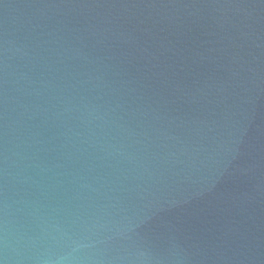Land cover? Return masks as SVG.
<instances>
[{"label": "water", "instance_id": "obj_1", "mask_svg": "<svg viewBox=\"0 0 264 264\" xmlns=\"http://www.w3.org/2000/svg\"><path fill=\"white\" fill-rule=\"evenodd\" d=\"M0 264H264V0H0Z\"/></svg>", "mask_w": 264, "mask_h": 264}]
</instances>
